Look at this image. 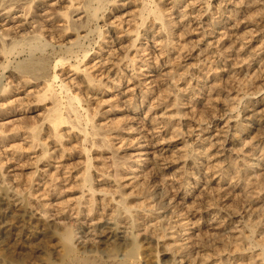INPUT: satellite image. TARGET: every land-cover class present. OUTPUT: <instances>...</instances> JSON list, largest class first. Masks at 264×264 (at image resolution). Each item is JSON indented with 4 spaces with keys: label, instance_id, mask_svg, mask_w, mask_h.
<instances>
[{
    "label": "rangeland",
    "instance_id": "1",
    "mask_svg": "<svg viewBox=\"0 0 264 264\" xmlns=\"http://www.w3.org/2000/svg\"><path fill=\"white\" fill-rule=\"evenodd\" d=\"M82 1L83 0H77V3L80 4ZM50 2L49 0H35V2L30 3L31 5L27 4L25 5L26 7L19 6L16 8L20 10L22 9L27 17L30 15V19L37 20H44L47 16L52 17L51 15H55V13L59 14L61 12V15L64 16L63 13L69 12L68 10H63L67 8H58L52 3V1ZM154 3L157 4L158 8ZM154 3L151 4L152 7H150V9H154L155 7V10L161 11L162 9L165 14L164 20L169 24V32L166 33L167 35L162 33L163 36H167L166 38H162L160 35L162 31L160 28L162 27L161 21L156 20L155 23L152 21L150 22L151 17L153 20L152 15L147 21V26L150 28V32L143 31L138 38L136 46L134 45V42L130 43V40L132 41V39L134 40L136 38L132 36L135 33V28L138 26L137 22L140 21L141 16H139L135 9L138 10L140 7H134V12L128 13L131 15H128L127 12L124 14L125 11L123 12V10L112 11V8L108 9L105 14L106 16L104 15V21L101 22V24H105V19L107 18L106 24H108L104 26V31H107L106 33L108 36L119 35L123 41V45H125L122 47V50L125 52L121 53V51H116V55H113L115 65H111L112 72L109 73L111 74L114 70L118 68L121 69V67L126 69L124 74L122 72L121 75L125 84H118L116 89H111L106 94L105 92H100L98 90L96 92L97 95L94 93V98L93 93L90 94V105H93V108L100 106L101 109H104H102L103 111H105L106 108V110H108V107H113V112L111 111L108 117H114L116 120L122 118L123 109L125 108L123 106L126 104L122 101L128 99V102L131 100L136 103V106H139L138 112L136 111V113H131L129 110V117H132L127 120L128 122L133 120V125L135 124L133 129L136 128V130L132 129V132V130H127L125 128V131H122V138L117 139L113 143V146L114 149L119 150L121 155L127 153L125 159L124 157L123 159L121 158L122 160L120 159L118 163L120 167L118 169L120 174L119 178H121L120 183L123 184L126 182L125 184H127L131 181V178L133 179V176L136 175L137 171H140L138 173L139 179L146 181L147 185L149 183L148 188L153 192L150 195V209L147 210L146 205H143L145 209L141 211H136L135 207H131L130 210L125 211L127 214L124 213V218L119 221L113 219L114 223L119 231L122 229L121 232H123L122 236L124 242L128 244L126 247L127 250L135 249L140 253L138 245L141 243V240L145 235L156 239L157 243L153 246L156 260L154 261L155 263L153 262L152 264H165V259L168 257L164 255V249H166L168 239H170L169 242H171L169 236L170 233H168L171 231L170 228L172 230L177 229L181 232L183 231L182 233H186L185 236L190 238L192 243H190L191 248L193 247L191 250L193 264H245L246 262L247 264H264V151L263 153L261 151L264 144L261 145L262 148L259 146L256 150L251 151L254 159L253 164L243 172L242 177L239 179H233L235 181L234 185L237 188L231 189L229 187L228 189L226 188L222 190L218 186L220 180H226L227 177L232 178L235 176V172L230 170L231 163L229 161L230 156L234 155V153H232L233 147L232 145L227 144L225 139L230 137L236 130L242 132L247 122L251 125L258 124L256 117H254V114L251 111L253 107L264 98V0H155ZM64 5L67 7L68 3H65ZM22 10L17 14H23ZM126 11H130V9H126ZM15 12V10H11L6 15ZM121 13L124 15H120ZM117 17H121L120 20ZM128 18L131 19L128 20ZM125 20L128 21L125 22ZM115 21L116 23L112 24ZM50 23L51 21H47L48 29H55L58 25V23H56L57 25L55 24V21L52 22L53 24ZM134 24L137 25L135 26ZM141 28L143 29V27ZM114 33L118 34L114 35ZM152 34L155 36V39L149 38L147 50H141L142 44L140 43V40L145 44L147 40L144 38L146 36L150 37ZM172 38H174L175 47L170 49V47L166 46V42H169ZM48 39H50V42L52 43L55 42L54 39L50 38V35H48ZM109 39L110 37L106 40L108 41ZM114 44L115 43H112V48H115ZM190 45H192V47ZM104 47L108 49L107 45H104ZM100 51L102 52V50ZM126 53L129 55V60L128 58H124ZM96 56L97 55H93L87 60L86 63H90V65L88 64V67L91 66V63L92 65L94 64L93 59L97 58ZM183 56H187L185 57L186 60ZM130 58H134V61ZM245 58L246 60H243ZM150 65L156 66V69H154V71L148 70L147 68ZM68 69L69 67L66 70ZM59 72H61V70ZM13 73V69H7L5 72L3 85H7V88L10 89L9 91H14L4 98L0 97V114L3 112L7 113L11 110L16 111V109L19 110L20 108L26 109L32 105L29 103L35 100V97L31 98V100L30 97L23 94L25 86L23 88H18L17 86L20 84H17V86L15 85L17 81L13 79ZM72 74L70 73V75ZM109 74L105 77L109 76ZM128 75L131 76V80ZM155 75H158L156 81H151ZM64 77H62V79ZM105 77L102 78L100 76L99 78L105 79ZM68 80L69 78L66 79V81ZM212 81H216V83L219 81L216 85V89L218 88L219 90L216 93H212L211 90L208 89V84L211 85ZM104 83L108 84L106 80ZM15 86L17 89H15ZM56 86L57 88L55 87V89L59 92L60 87L59 85ZM104 87H102L103 89L101 90H107V87ZM118 89L121 90L120 95H118ZM177 94L182 96L181 99L182 102H184V105L180 104L179 106H176L173 104ZM142 96H146V105L150 104L149 106L155 107L152 115L151 112H148V110L146 111L145 106H143V108L142 106L140 107V101L143 99ZM6 100L10 102L7 103L8 101L6 102ZM13 100L14 102H12ZM28 100L29 102H27ZM138 102L139 104H137ZM2 103L7 104L4 105ZM34 104L35 103L33 102V105ZM121 105L123 106L121 107ZM119 109L122 111H118ZM177 109L181 110V114L174 116ZM25 112L27 116H29L26 121L27 125L32 126L37 124L36 121H38V117L35 116L36 114L32 112V110H29V108H27ZM146 114H148L147 119L144 117ZM142 118L146 120H143ZM9 120L11 119L8 117V119L0 121V123L8 122ZM124 121L126 120L124 119ZM150 121H152L151 125ZM166 121H171L175 124V129L178 130L180 136L174 137L172 131L164 127ZM17 123L15 124V127L17 126ZM6 127L7 130L5 134L1 131L2 127H0V171H3L2 173L4 176L0 181V190L4 188L3 190L7 191L10 197L8 204L0 203V208L7 207V209H12L13 212L20 217L26 215V217L33 216L35 218L38 215H45L49 220L54 221L58 219L56 222L61 223L63 219L62 221L59 220L61 217L60 202L66 204L69 203L70 207L73 205L72 207L75 206V209L78 207L74 203L76 199L82 195L79 184L80 182L78 181L81 179V177H79L82 176L81 172L84 171V164L82 162L85 160V157L82 156L77 163L73 161L74 158L70 160L69 167H71L68 168V170H66V168L63 169V171H66L65 175L64 173H58V177L61 178H58V180L55 181L57 186L56 188L54 187L55 189L52 188L51 190L53 182H51L50 179L52 173L56 171L54 165L53 167L52 165H49L48 168L46 167V169H48L47 172H42V169L45 168H42L43 165L37 160L41 149H39L38 146H32L30 139L26 135H18L15 133V129L10 130L14 127L12 124H8ZM3 128H5V125ZM149 128H154L152 131L155 132L153 133ZM139 129L141 130V133L138 132ZM149 133L152 135L150 134V136ZM143 135L148 136L152 142L153 140L156 141L161 139V141L159 140L160 142L171 144V146L168 147L170 152L165 151L156 156L146 155L145 157V155H143L145 158L141 156L142 159L140 157L138 162H134L135 151H133V147L135 138H141ZM45 136V132H43L44 139ZM253 136H255V133L248 132L245 133L243 139L248 138V142H251L253 141ZM132 139L133 142H131ZM74 141L73 138L67 143L72 146L76 142ZM143 143L150 144L148 141ZM50 146H52V144ZM76 147L74 146V148ZM193 149L198 150L203 158L200 157L198 159L196 157H188L186 160L180 158L181 154H189ZM132 154H134V156ZM94 155V157L99 156L97 154ZM58 156L55 155V157ZM218 156L220 158H218ZM100 159L102 158L99 157L98 162L97 160H94L93 162L95 164H100L99 162L102 161ZM196 159L198 161L197 163H194ZM56 160L57 162L63 161L62 158L55 159L52 157V161H54L52 163L55 164V166L58 165ZM108 164L110 166V163ZM244 165L245 160L240 162L239 167L243 168ZM74 166L75 169L72 168ZM142 167L144 169H142ZM219 168H221V172L219 171ZM36 169L37 171H35ZM135 169L136 171H134ZM77 172H79V174ZM103 172L105 174L104 176L95 173L96 176L93 177V180L96 178L94 180L96 188L103 189L101 193L96 194L97 196L95 195L98 201L103 199L101 203H104L106 200H111L114 196L112 195V192L116 187L112 181L115 174L114 168L109 167L103 169ZM15 173H17V175ZM121 175L123 177H120ZM257 175L259 176L257 177ZM66 177H68L67 180L63 181ZM256 178L262 179L256 181ZM187 181L199 186L198 192L205 187L202 192H205L206 195L204 194L203 196L198 197L197 195L199 193L196 194L197 192H192L193 196H187V194L191 192L187 188ZM50 185L52 186L50 187ZM72 186L74 187L73 190L71 189ZM78 187L79 189H77ZM89 195L90 194L86 192L81 201L85 203V197L88 199L90 197ZM114 197L119 199L118 195H115ZM71 199H75V201H71ZM140 199L144 200L137 196L134 200L130 199V201H132L133 204L137 201L136 203L139 204L142 202ZM45 201L46 205L43 203ZM225 202H227V206L231 209L230 211H236V215L225 213L221 210V206ZM208 203L210 207L208 206ZM101 206H103V204H101ZM78 208L85 209L86 207L80 205ZM100 210L99 213H102L103 209ZM70 213H73V217H75V211H71ZM134 213L135 215L142 216L139 223L133 222V218H135V216H133ZM101 215L97 216L99 217ZM178 215L185 217L186 221L190 222L189 230L180 226L179 223L181 221ZM214 215L216 223L219 225L211 226L212 228L206 226L207 220L209 221L210 218L212 219ZM82 219L83 217L81 220ZM144 220L145 222H143ZM26 221H29V218H26ZM102 221L103 220L100 221V219H93L92 221L89 220L86 222H80V220L77 222L73 220L66 223L63 221L64 224L55 225L53 229L56 236L55 239L57 238V240H59L63 235L69 237L71 234V242L76 247H78V244H84L83 241H92L93 238V241H96L102 234L101 232L104 231ZM163 222L166 225H163ZM147 223L149 225H147ZM252 226L255 228V232L253 233L250 231ZM67 230L70 231V234ZM8 231L11 239L15 240L13 227H9ZM245 235L251 236V242H243L242 238ZM86 237L87 239H85ZM80 239H83V241ZM120 252L121 250L119 253ZM29 259L30 262H34L35 264H41L43 262L41 255H32ZM188 262L189 261H184L180 264H190V262ZM175 264H179V262H176Z\"/></svg>",
    "mask_w": 264,
    "mask_h": 264
},
{
    "label": "bare ground",
    "instance_id": "2",
    "mask_svg": "<svg viewBox=\"0 0 264 264\" xmlns=\"http://www.w3.org/2000/svg\"><path fill=\"white\" fill-rule=\"evenodd\" d=\"M50 1H52V3H54V5L58 8H63V7L67 8V9H63V10H66V11L68 10L69 12L63 13L64 16L61 15L62 12L59 14L55 13V15H51L52 17H49L46 15L47 18L46 19L44 18V20L43 19H40V20L30 19L29 18L30 15H29V17H27V15H25L23 13L22 9L21 10H22L23 14H20V13L17 14L21 10L17 9L16 7L25 6L27 4L31 5L30 3L35 2V0H0V97L4 98L5 96H8V94L13 93V91H14L13 89H12L13 91H9L10 89L7 88V85H3L4 84L3 79L5 77L6 70L7 69H13L14 73L12 74V76H13V79L15 81H17L15 83V85L17 86V84H20L19 86H17L18 88L19 87L23 88L25 86L26 88L24 87L23 94L25 96L30 97V99L35 97V100L31 101V103H29L32 105H30L27 108H29V110H32V112H34L36 114L35 116L38 117V119H37L38 121H36L37 124L32 125V126H28L26 121L28 120L29 116H27V114L25 112L27 108L26 109L20 108L19 110H17L15 108L16 111L11 110L7 113L3 112L2 114H0V117H1L0 121H5V119H8V117L11 119L8 122L0 123V127H2L1 131L4 132V134H5L6 130H7L6 126L8 124H12V126H14V127L11 128L10 130L15 129V133H17L18 135H26L30 139L32 146H38L39 149H41L40 155L38 156L37 160H38V162H40V164L43 165L42 168H45V169L40 168V169H42V172H44V171L47 172L48 169H46V167L48 168L49 165H52V167H53V165H54L56 171L54 173H52V177L50 179L51 182H53V186L50 185V187L52 186L51 190H52V188L55 189L57 186L55 181L58 180V178H59L58 173H61V174L64 173V175H65L66 171H63V169L66 168V170H68V168L71 167V166L69 167V161L74 158L73 161L77 163V162H79L78 160L81 159L82 156H84L85 160L82 162L84 164V171L81 172L82 176H79V177H81V179H80V181H78V182H80L79 184L81 187L80 189H81V193H82L81 196L82 197L81 196L78 197V199H76V201H75V199L74 200L71 199V201H75L74 204H76V206H78V207L80 205H82V207L85 206L86 208L85 209H79L77 207V209H75L76 207L75 206L72 207L73 205H71V207H70L69 203L66 204V203L60 202V215H61V217L59 218V220L62 221V219H63V221L67 223V222L73 221V220H75L77 222H79V220H80V222H86L89 220L92 221L93 219H96V220L100 219V221L103 220L102 221L103 222L102 227L104 228V231L101 232L102 234L98 237V240H96V241H93L94 238L92 241H88V240L83 241V239H80L83 241L84 244H82V245L78 244V247H76L71 242V234H70L69 230H67V231H69V234H70L69 237L67 235H63L59 240H57V238L55 239L56 236H55L53 229H54L55 225L57 226L58 224H64L63 221L61 223L56 222V220L58 221V219L51 221L45 215H40V216L38 215L35 218L33 216L32 217L31 216L26 217V215L20 217L19 215H16L12 209H9V208L7 209V207H5V208L1 207L0 208V264H35L34 262L32 263L29 261L30 260L29 257L32 255H34V256L41 255L42 259H43V262L41 264H141V263L142 264H152L156 260V255L154 253V247H153L157 243L156 239L145 235L143 237V239L141 240V243L138 245L140 248V253H138L139 251L137 252V250H135V249L134 250L131 249L132 251L127 250L126 247L128 244L124 242V238L122 236L123 232H121L122 229L120 228L121 230L119 231L117 229L115 223H114V220L119 221L122 218H124L125 216H123V215H124L125 211L130 210L131 207H135L136 211H141V210L145 209L143 207V205H146L147 210L150 209L149 207L151 205L150 195L153 192H151L150 188H148L149 183L147 185L146 181H144L143 179H139L138 173L140 171L139 172L137 171L136 175L133 176V179L131 178V181L128 182L127 184H125L126 182L123 184L120 183L121 178H119L120 174L118 172V169L120 167H119L118 163H119L121 158L123 159V157H124V159H125V156L127 153L124 155H121L119 150L114 149V146H113V143L117 139L122 138L121 137L122 131H125V128L127 130H132L133 127L135 126V124L133 125V122H132L133 120L129 121V122L127 120H128V118L132 117V116L129 117V110L131 113H133V112L136 113V111L138 112L139 106H136V103L131 101V100L128 102L127 101L128 99L122 101L124 104L126 103L125 106L121 105V107L122 106L125 107L123 109L124 111L122 114V118L116 120L114 117L113 118L108 117L110 112L113 110V107L112 108L108 107V110H106L107 109L106 108L105 111H103L104 109L102 108L103 109L102 110L99 105H98L99 107L96 106L95 108H93L94 106L92 105L93 106L92 107L90 105V100H91L90 94L93 93V98H94V93L97 95L96 92L98 90L100 92H105V94H106L111 89H114V88L116 89L118 87V84H120V83L125 84V82H123V80L121 78V75H122V72L124 74L126 69L121 67V69L118 68V69L114 70L113 73L109 74L110 72H112V68H111L112 66L111 65H113V64L115 65L114 60H113L114 59L113 55L115 54L116 51H118V52L121 51V53L125 52L122 50V47L125 45H123V41H122L121 37L119 35H117V36L115 35L118 33H114L115 36H113V35L108 36V34L106 33L107 31L106 32L104 31V26L108 24V23L106 24L107 18L105 19L106 20L105 24H101V22L104 21L103 18H104V15L106 14V12L108 11V9L112 8V11L123 10V12L125 11L124 14H126V12L128 14L129 12H131V13L134 12V10H133L134 7H140L139 9L137 8L138 10L135 9V11L139 14V16H141V19L139 17L140 21L137 22L138 26L136 28L134 27L135 33L132 37H136V38L134 40L132 39V41L130 40V43L134 42L135 46H136V43L138 41L139 36L142 34L143 31L150 32V28H148V26H147V21L149 20V18L152 15H153V20L151 17L150 22L152 21L153 23H155L156 20H159L162 23L161 24L162 27H160L162 30L161 34H160L162 38L167 37V36H163L162 33H164V35H167L166 33L169 32V24H167L166 21L164 20L165 14L162 11V9H161V11L155 10V8L157 7V4L154 3L155 0H152V1L151 0H83L82 2H80V4L77 3V0H49V2ZM50 3H49V5H50ZM65 3H68L67 7H65V5H64ZM153 3L156 5V7L154 9L152 8L153 9L152 10V9H150V7H152L151 4H153ZM131 8H132V11H131ZM126 9H130V11H126ZM11 10L16 11L15 13H13L15 15H13V14L6 15ZM60 11H62V10H60ZM25 13H27V12H25ZM99 13L100 14L103 13V14L100 15ZM122 14L123 13H121L120 15H122ZM128 15H131V14H128ZM127 17H130V16H127ZM120 18H118V19L120 20ZM122 18H123V16H122ZM129 19H131V18H128V20ZM128 20H125V22ZM47 21H51V23L53 21H55V24L58 23V25L56 24L57 26L55 29L54 28L48 29L47 25L49 23L47 24ZM233 22H235V21H233ZM115 23H116V21L113 22L112 24H115ZM120 23H121V21H120ZM141 27H143V29ZM140 29H142V30H140ZM116 30H118V29H116ZM222 30H224V29H222ZM48 35H50V38L54 39V41L56 43L50 42V39H48ZM92 36H93V38H92ZM108 37H110L111 40L109 39L107 41L106 39ZM149 38L155 39V36H153V34L150 37L146 36L144 38L145 40H147V42L145 44L143 43L142 40H140V43L142 44L141 50H144V51L147 50V44L149 42ZM112 43H115L114 44L115 48H112ZM174 43H175L174 38H172V40H170L169 42H166V46L170 47V49L172 47L174 48L175 47ZM104 45H107L108 49H106L104 47ZM190 46L192 47V45H190ZM190 46H189V48H190ZM183 47H184V45H183ZM100 50H102V52ZM184 50H185V48H184ZM179 51H180V49H179ZM98 54H99V56H98ZM177 54H179V53H177ZM93 55L94 56L97 55L96 56L97 58L93 59L94 64L92 65V63H91V66L88 67V64L90 65V63L87 64L86 62ZM183 57L185 59V57H187V56H183ZM124 58H128V60H129L128 53H126ZM131 60L134 61V58H132ZM243 60H246V58ZM128 63H129V61H128ZM68 67H69V69L66 70ZM149 68H151V69H149ZM139 69H140V67H139ZM147 69L154 71V69H156V66L150 65ZM58 70L59 71L61 70V72H59ZM142 70H143V68H142ZM151 71H149V72H151ZM72 72H73V74H72ZM99 72H100V74H99ZM70 73L72 75H70ZM107 74H109V76L105 77ZM100 76L102 78L105 77V79L99 78ZM128 76L130 77L129 79L131 80L132 79L131 76L130 75H128ZM157 76L158 75H155L153 80L151 79V81H156ZM62 77H64V78L62 79ZM9 78H7V79H9ZM67 78H69L68 81H66ZM105 80H106V82H108V84L104 83ZM23 83H25V84H23ZM218 83H219V81H218ZM218 83H216V81H212L211 85L208 84V89H210L212 93L213 92L216 93L219 90L218 88L216 89V85ZM26 85H28V86H26ZM56 85H59V87H60V89L58 88L59 92L55 89V87L57 88ZM104 86L107 87V90H105V91L101 90V89H103L102 87H104ZM17 87L15 89H17ZM118 92H119L118 95H120L121 90L118 89ZM131 96H133V95H131ZM142 97H143V99H142V101H140L141 102L140 107L142 106V108H143V106H145L146 111L148 110V112H151V115H152L155 107L149 106L150 104L146 105V102H147L146 96H142ZM181 98H182V96L177 94L173 104L176 106H179L180 104L184 105V102H182ZM29 100L27 102H29ZM7 101L8 100H6V102ZM9 102L10 101H8L7 103H9ZM12 102H14V100ZM27 102H26V104H27ZM33 102L35 103L34 105H33ZM4 103H2V104H4ZM119 103H120V101H119ZM6 104H4V105H6ZM137 104H139V102ZM117 105H119V104H117ZM121 109H119L118 111H122ZM251 112H253L254 117H256L258 124L251 125L250 123L247 122L246 125L244 124L245 125V127L243 129L244 132L236 130L230 137L225 139L227 144L232 145V147H233L232 153H234V155L230 156L229 161L231 163V166H230L231 169L230 170L232 172H235V176L232 178L227 177L226 180H220L218 182V184H219L218 186L222 190H224L226 188L228 189L229 187L231 189L237 188L234 185L235 181L233 179H239L242 177L243 172H245L249 168V166L253 164L254 159H253V156L251 154V151L256 150L257 147H259V146L261 147V145L264 144V98L261 99L253 107ZM148 114H146L144 116L146 119H147ZM180 114H181V110L177 109L176 114L174 116H178ZM7 115H9V116H7ZM124 119L127 121V123H126V121H124ZM146 119H143V120H146ZM170 119H171V117H170ZM16 123H17V126L15 127ZM25 123H26V125H25ZM151 124H152V121H150V125ZM4 125H5V128H3ZM128 125H132V126H128ZM164 127H166L168 130L172 131V134L174 135V137L180 136L178 130L175 129V124L172 123L171 121H169V122L166 121V125L164 124ZM134 129L136 130V128H134ZM149 129H151V131H152L154 128H149ZM133 130H132V132H133ZM43 132H45V135H46L45 139L43 137ZM138 132L141 133V130L139 129ZM152 132L154 133L155 131H152ZM248 132L255 133V136L252 137L253 141H251V142H248V140H247L248 138L243 139L245 133H248ZM175 133H177V134H175ZM147 134H148V132H147ZM150 134L151 133H149V135ZM79 135H82V136H79ZM172 137H170V138H172ZM73 138L76 142L74 141L75 142V143L73 142L74 145L70 146L67 142L71 141V139H73ZM148 138H149L148 136H144V135L141 138H135V143H134V147H133L134 148L133 151H135V161L134 162H138L140 157L143 155H145V157H146V155L147 156H149V155L150 156L151 155L156 156L157 154H160V153L165 152V151L170 152L168 147L171 146V144L162 143V142H160L161 139H159L160 141L159 140H156V141L153 140V142H152L151 139L150 138L148 139ZM249 138H250V136H249ZM156 139H158V138H156ZM147 141L150 142V144L149 143H147V144L143 143V142H147ZM131 142H133V139ZM51 144H52V146H50ZM74 146L75 147L77 146L78 148L77 147L74 148ZM32 148H35V147H32ZM263 149H264V147L261 149L262 153L264 151ZM16 150H18V149H16ZM104 153H106V154H104ZM94 154H97L99 156L94 157L95 156ZM55 155L56 156L59 155V156L55 157ZM132 155L134 156V154H132ZM52 157H54L55 159L62 158L63 161L57 162V160H56V163L58 165L55 166V164L52 163V162H54V161H52ZM99 157L102 158V159H100L102 161L99 162L100 164H95L93 161L97 160V162H98ZM188 157L189 158L196 157L198 159L200 157L203 158L202 155L200 154V152L196 149H193L191 151V153L189 152V154L185 153V154H181V156H180V158L185 159V160ZM218 158H220V157L218 156ZM141 159H142V157H141ZM146 160H147V158H146ZM244 160H245V165H244V167L242 166L243 168H240L239 164L241 161H244ZM197 161L198 160L196 159L194 161V163H197ZM108 163H110V166ZM109 167H113L114 173H115L112 181L114 182V185L116 187H115L114 191L112 192L113 193L112 195H114V196L118 195L119 199L117 197L113 196L112 198L110 197L111 198L110 201L106 200L104 203H101L103 199L98 201L96 194L101 193L103 191V189H97L96 188V186H95L96 183L94 182V180L96 178H94V180H93V177L96 176L95 173H98L101 176H104L105 174L103 172V169H107ZM36 168H38V167H36ZM72 168L75 169V166ZM72 168H71V170H72ZM142 169H144V168L142 167ZM220 170H221V168H219V171ZM35 171H37V169ZM134 171H136V169ZM207 171H208V169H207ZM2 172L0 171V181L4 177ZM69 172H71V171H69ZM77 173L79 174V172H77ZM15 174L17 175V173H15ZM134 174H135V172H134ZM67 175H68V173H67ZM224 176H226V175H224ZM258 176L259 175H257V177ZM120 177H123V176L121 175ZM260 177H263V176H260ZM67 178L68 177H66V179H63V181L67 180ZM104 178H106V177H104ZM73 179H74V177H73ZM261 179L262 178H259V179L256 178V181H259ZM71 185H73V184H71ZM255 185H257V184H255ZM73 186L71 188L72 190L74 188ZM187 188L189 189V191H191L187 194V196H191L193 194L192 192H194V193L197 192L196 194L199 193L197 195L198 197H201L205 194V192H202V191H204L203 189L205 187L203 189H200V191L198 192L199 186L192 184L190 181H187ZM3 189L0 190V203L1 204H8L10 196H9L8 192L3 190ZM77 189H79V187ZM62 191H64V190H62ZM86 192H88V194H90L89 195L90 197L88 199L85 197V203H84L81 201V199L83 198V195ZM30 193H31V191H30ZM79 193H80V191H79ZM137 196L143 198L144 200L140 199V200H142L141 203L138 204V203H136L137 201H135V203L133 204V202L130 201V199L134 200ZM163 197H164V195H163ZM15 198H16V196H15ZM17 198H18V196H17ZM196 199H198V198H196ZM16 200H18V199H16ZM71 201H68V202H71ZM201 201H203V200H201ZM43 203L45 204L46 201ZM101 204H103V206H101ZM99 205H100V207H99ZM22 206H20V207H22ZM208 206H209V203H208ZM221 207H222L221 210H223L225 213H231V214L236 213V211L235 212L230 211L231 209H229V206H227V202L222 204ZM215 208H217V207H215ZM259 208H261V207H259ZM100 209H103L102 213H99ZM66 210H67V212H66ZM202 210H204V209H202ZM71 211H75V217H73V213L72 214L70 213ZM25 212H27V211H25ZM39 213H41V212H39ZM32 214H33V212H32ZM125 214H127V213H125ZM216 214H218V213H216ZM97 215H101V216L98 217ZM133 216H135V218H133L134 219L133 222L139 223L142 216L135 215V213ZM151 216H152V214H151ZM82 217H83V219L85 218L84 220L82 219L83 221L81 220ZM178 217L181 221L179 223L180 226L184 227V229H186V230H189L190 229V227H189L190 222L186 221V218L181 217V215H178ZM26 218H29V221H26ZM143 222H145V220ZM206 223H207L206 226H208V227L219 225L216 223L215 215L212 219L210 218L209 221L207 220ZM164 224L165 223L163 222V225ZM147 225H149V224L147 223ZM180 226H178V227H180ZM9 227H13V235L15 237V240L11 239L10 233L8 231ZM118 227H119V225H118ZM166 227H165V229H166ZM130 229H132V228H130ZM144 229H145V227H144ZM152 230H153V228H152ZM170 230L171 231H169L168 233H170L169 236L171 238V242H169L170 239H168V242L166 244L167 245L166 249H164V255L166 257H168L167 259H165L166 260L165 264H175L176 262L177 263L179 262V264H180V263H183L184 261H189L190 264H193V260L191 258V253H192L191 250L193 247L191 248L192 243L190 241V238L185 236L186 233H182L183 231L181 232L177 229L172 230L171 228H170ZM250 231L252 233L255 232V228L252 226ZM241 232H242V230H241ZM126 233H127V231H126ZM93 234H94V232H93ZM143 235H144V233H143ZM238 235H239V232H238ZM89 236H91V235H89ZM169 236H168V238H169ZM238 237H240V236H238ZM159 238H160V236H159ZM85 239H87V237ZM90 239H91V237H90ZM237 239H236V241H237ZM242 240H243V242L245 241V243L251 242V236L245 235L242 238ZM120 250H121V252L119 253ZM242 256H244V255H242ZM245 264H247V262Z\"/></svg>",
    "mask_w": 264,
    "mask_h": 264
}]
</instances>
